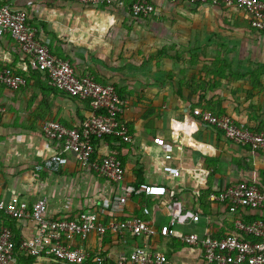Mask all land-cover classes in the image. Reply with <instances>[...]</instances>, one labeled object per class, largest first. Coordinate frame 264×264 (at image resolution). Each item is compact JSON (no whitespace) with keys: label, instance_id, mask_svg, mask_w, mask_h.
<instances>
[{"label":"crops","instance_id":"crops-1","mask_svg":"<svg viewBox=\"0 0 264 264\" xmlns=\"http://www.w3.org/2000/svg\"><path fill=\"white\" fill-rule=\"evenodd\" d=\"M135 1L91 7L64 0H0V5L24 10L37 39L78 75L115 87L127 102L122 118L132 136L131 143L111 137L93 142L94 159L116 154L121 162L124 178L119 184L82 165L72 153L59 171L36 173L38 164L61 149L44 137L43 124L55 120L78 127L91 109L52 87L46 74L29 67L11 35L0 31V69L12 68L27 79L17 89L0 85V199L18 196L31 205L46 198L51 218L98 212L107 232L69 242L90 254L115 259L147 243L165 256L166 264H205L200 249L177 236L146 239L121 225L139 217L158 230L169 223L170 201L199 215L197 222L177 224V235L241 236L234 226L237 218L264 220V211L231 214L226 204L209 199L240 181L264 189V152L232 143L193 116L194 109L211 111L264 132V32L253 29L240 8L146 0L155 11L145 17L132 12ZM170 168L179 169V176L170 175ZM143 183L164 186L167 194L134 196L122 213H100L117 190ZM145 206L148 216L142 213ZM6 221L18 240L34 235L31 220ZM115 225L120 228L114 230ZM10 264L64 263L19 256Z\"/></svg>","mask_w":264,"mask_h":264},{"label":"built area","instance_id":"built-area-1","mask_svg":"<svg viewBox=\"0 0 264 264\" xmlns=\"http://www.w3.org/2000/svg\"><path fill=\"white\" fill-rule=\"evenodd\" d=\"M84 6H110L115 0H64ZM185 1L199 5H219L244 10L250 25L256 31L264 32V0H171ZM153 5L146 0H137L132 4L135 15L149 16L154 13ZM0 31L11 35L26 57L31 69L48 76L50 85L70 97L85 101L90 106L89 115L78 127L69 128L62 123L49 120L42 126L44 137L49 142H56L60 150L51 153L42 163L35 167L36 173L42 171L57 172L67 165V153L76 156L78 162L92 169L95 173L113 183H121L124 168L116 154H106L94 159L93 142L107 137H115L124 143H131L132 136L122 115L127 102L121 99L112 84H101L89 74L78 75L67 61L52 55L47 43L36 37V29L28 22L27 13L8 5H0ZM27 84L25 76L12 68L0 69V85L17 89ZM3 109L0 108V123ZM193 116L206 126L223 133L226 139L241 147L264 152V132H253L237 124L228 115H217L211 111L193 110ZM182 129V128H181ZM172 176H179V169L170 168ZM189 173H194L189 170ZM167 189L161 185L139 184L127 185L116 191L112 199L104 201L100 213L109 209L112 213H122L131 197L145 196L161 198ZM213 202L226 204L231 214L243 210L264 211V189L246 181L225 187L218 193H211ZM170 220L158 230L151 220L139 217L127 219L121 228H126L131 235L146 239L156 235L177 236L182 243L199 248L205 264H264V220L246 222L237 218L234 226L241 236L229 235L214 238L209 234L200 237L198 234H180L173 229L177 224L189 221L197 222L198 214H190L181 209L179 203L170 201L167 204ZM47 199L40 198L29 205L18 196L9 201L0 199V217L13 221L29 219L35 224L34 235L28 239L18 240L14 231L7 224H0V264L15 262L19 256H31L37 259L54 258L64 264H166L162 253L152 251L147 243L134 248L128 254L112 259L102 253L90 254L82 248H73L70 241L74 238L86 240L91 233L103 236L107 232L98 217V212H81L75 217L51 218L47 216ZM145 216L150 214L145 206ZM100 214V215H101ZM120 226L115 225L114 230ZM248 236L251 240L245 239Z\"/></svg>","mask_w":264,"mask_h":264},{"label":"trees","instance_id":"trees-1","mask_svg":"<svg viewBox=\"0 0 264 264\" xmlns=\"http://www.w3.org/2000/svg\"><path fill=\"white\" fill-rule=\"evenodd\" d=\"M111 138H115V137H111ZM115 139H117V140H119L118 138H115ZM1 219H0V224L1 223H4V224H7L6 222V220H8V221H13V220H11V219H9V218H4V217H0ZM9 226H10V228L12 229V225H11V223H9L8 224ZM245 239H248V240H251L248 236H245L244 237ZM16 242V244H18V239L15 241Z\"/></svg>","mask_w":264,"mask_h":264}]
</instances>
